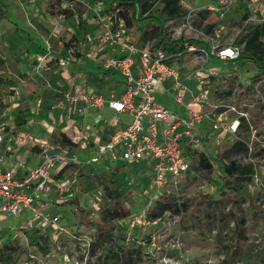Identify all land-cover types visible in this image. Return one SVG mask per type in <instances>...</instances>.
Returning a JSON list of instances; mask_svg holds the SVG:
<instances>
[{
    "label": "rangeland",
    "instance_id": "obj_1",
    "mask_svg": "<svg viewBox=\"0 0 264 264\" xmlns=\"http://www.w3.org/2000/svg\"><path fill=\"white\" fill-rule=\"evenodd\" d=\"M163 1L0 0V126L12 137L29 125L36 126V116L49 115L50 107L61 98L68 75L81 82L87 78L85 83L103 95L117 85L113 74L101 79L103 71L93 61H72L67 68L59 64L64 50L86 42L96 30L94 15L84 4L99 2L106 12L117 10V16L120 10L131 20L126 26L138 44L164 47V43L177 41L176 47L193 43L209 52L212 46L235 47L240 57L225 61L213 53L200 58L184 56L174 62L191 89H196L195 81L208 82L211 106L206 114H212L211 119L220 126L191 154L193 158L203 155L210 169L198 171L194 159L186 175L158 194L170 202L169 212L155 221L147 218L158 199L149 193L146 176L137 164L112 162L93 176L70 166L59 176L69 187L65 201L56 205L55 191L50 195L53 206L49 213L60 216L56 229L50 232L36 230L31 222L26 225L25 212L19 217L0 213V264H128L127 258L133 264H264V67L254 66L243 54L250 38L264 42V0H235L224 16L208 8L211 0H180L181 14L176 18L167 15ZM132 3L135 19H131ZM64 9H72L74 16L65 18L61 15ZM40 16L48 24L38 23ZM30 48L38 52L32 58ZM20 62L28 65L24 73L18 70ZM27 80L36 85L35 93L25 86ZM170 84L163 82L155 99L184 115L171 95ZM93 112L98 118L111 114ZM122 119L128 120L126 116ZM48 123V116L41 119L43 126ZM232 124L237 126L235 132L229 131ZM237 140H247V152L229 158L251 163L254 175L246 186L234 190L228 185L232 179L225 175L224 166L228 161L225 154ZM114 207L122 218L111 217ZM101 224L106 230L100 229L96 239ZM49 233L50 239L39 240ZM244 235L249 241L244 240L243 248L236 240Z\"/></svg>",
    "mask_w": 264,
    "mask_h": 264
},
{
    "label": "built area",
    "instance_id": "obj_2",
    "mask_svg": "<svg viewBox=\"0 0 264 264\" xmlns=\"http://www.w3.org/2000/svg\"><path fill=\"white\" fill-rule=\"evenodd\" d=\"M234 3L235 0H215L208 8L224 16ZM84 5L94 15L96 30L86 42L68 47L59 64L67 68L72 61H93L101 71L120 79L122 91L119 96L115 92L104 96L89 87L87 79L81 82L79 77L70 76L58 103L49 109V123L42 136H34L35 126L29 125L12 137L17 145L37 148L40 161L21 176L16 168L0 164V213L19 217L25 212L26 225L31 222L37 229H56L60 221L57 212L49 213L53 206L50 195L55 191L56 205L65 201L69 187L59 176L67 166L93 176L112 162L137 164L153 196L186 175L191 169L192 152L199 151L204 139L218 132L220 125L213 122L208 132L202 131L206 108L211 106L208 82L198 80L194 83L196 89H191L174 62L184 56L200 58L213 53L225 61L239 58L235 47L212 46L209 52L193 43L171 50L138 44L117 10L106 12L99 2ZM184 26L188 27L187 21ZM165 80L172 81L171 95L184 115L156 101L155 92ZM105 108L111 111L109 118H98L93 112ZM57 111L58 117L54 115ZM233 124L230 132L236 130ZM0 129L2 146L5 136L4 128ZM60 138L65 139V144ZM91 197L89 201L95 205Z\"/></svg>",
    "mask_w": 264,
    "mask_h": 264
},
{
    "label": "trees",
    "instance_id": "obj_3",
    "mask_svg": "<svg viewBox=\"0 0 264 264\" xmlns=\"http://www.w3.org/2000/svg\"><path fill=\"white\" fill-rule=\"evenodd\" d=\"M164 11L167 13L168 16H171L173 18L179 17L181 14L180 8L181 6L179 5L180 0H164ZM133 5V14L131 16V19H135L136 18V6L134 5V3H132ZM146 2H143L141 4V7H145ZM61 15H63L65 18L69 19L72 18L74 16V11L72 9H64L61 12ZM119 16L120 17H124L123 13L120 12L119 10ZM82 17V14L79 13L78 14V18L80 19ZM125 18V17H124ZM126 20V18H125ZM80 22V21H79ZM126 24L128 26L131 25V20H126ZM178 45L177 41H173L171 43H164V48L167 50H171L174 47H176ZM243 54L246 55L252 62V64L254 66H258V67H264V66H260L259 63H264V42H254L253 38H250L249 40H247V42L244 44L243 47ZM240 58V57H239ZM99 68V67H98ZM264 69V68H262ZM108 73L102 72V77L101 79L104 80V75H106ZM113 78H115L116 84L114 87H112V89L109 91L110 92H115L117 96L120 95L121 91H122V84L120 79L115 75ZM25 86L28 88L29 91H31V93H35L37 90L36 85H34L32 82H26ZM97 92H99V90H96ZM230 91V90H229ZM231 92V91H230ZM229 92V93H230ZM101 93V92H99ZM102 94V93H101ZM103 95V94H102ZM109 94H104V96H108ZM248 139V137H247ZM63 144H65L63 138L59 139ZM247 140H237L236 142H234V144L230 147V149L226 152L225 157L228 159L227 163L224 166V173L226 176H228L230 179L228 182V185H230V187L234 190H239L242 187L246 186L252 176L254 175V166L251 163H241L239 161L230 159V155L232 154H243L247 152V146L246 144ZM195 159V160H194ZM194 162L197 160L196 166H197V170L198 171H203L204 169H206L207 171L210 169V166L207 165V163L204 160V156L200 155V157H196L193 158ZM126 164H122V166H125ZM131 165V164H130ZM70 166H67L66 169H69ZM145 185L148 188V182H145ZM162 198V199H160ZM157 202L155 203V205L151 208V211L147 214V218L150 221H155L158 218H161L162 216H164L167 212H169L172 208L170 202L167 201V199L165 197H163V194L157 195ZM111 217L112 218H122L123 214L122 212L118 211L115 207L111 210ZM85 219V212L83 210H81V220L84 221ZM37 230V228H35ZM51 228L49 227V231ZM100 229H105V226H103L102 224L98 226V233L96 235V239L100 238ZM106 230V229H105ZM46 237V238H44ZM43 236L39 237V240H43V239H50V233L46 234ZM244 240L249 241V238L244 235L243 239H237L236 242L239 244V246H242L243 248L244 246ZM93 244H96L95 242H93ZM35 245L37 247H39V241L37 240L35 242ZM94 246V245H93ZM6 248V246L4 247V249ZM124 250V249H123ZM246 249H244V252H246ZM93 247L91 249H88L87 254L90 256L93 255ZM128 259V264H133L134 260L132 259Z\"/></svg>",
    "mask_w": 264,
    "mask_h": 264
},
{
    "label": "crops",
    "instance_id": "obj_4",
    "mask_svg": "<svg viewBox=\"0 0 264 264\" xmlns=\"http://www.w3.org/2000/svg\"><path fill=\"white\" fill-rule=\"evenodd\" d=\"M214 2H215V0L209 1L208 6L214 4ZM45 20L46 19H44L43 16H40V17H38V20H36V21H38V23H44V22L47 23ZM28 51H29L28 56H30V58H32V56H35V54L38 53L35 50H33L32 48L28 49ZM62 54H65V50L63 51ZM23 61L27 62L26 60H23ZM22 62L19 63L18 70L19 71L23 70L22 73H24V70L27 71L28 65L26 63H22ZM85 73L88 74V72H85ZM64 75H66V74H64ZM70 76H72V75L67 76V80H68V77H70ZM181 77H182V79H186V77H183V76H181ZM27 82H33V81L27 80ZM164 82H172V81L171 80H165ZM65 83L67 84L68 81ZM102 110H106L107 113H111V111H109L107 108L102 109ZM94 114L95 113H93L92 115H94ZM104 114L105 113H103L102 116H105ZM54 115L58 117V116H60V112L57 111L56 113H54ZM47 116L49 118V115H46L45 117H47ZM211 116H212V114L210 115L208 113L206 118H204L202 125H201L202 131L208 132L211 129V125L215 121V120L211 119ZM45 117H42V116L39 117V115H38V116H36V118H34L36 120L35 122L37 123L35 126V132H33L34 136H37V137L42 136L43 131L45 130V126H43L41 124V119L44 120ZM0 128H1V126H0ZM4 136H5L4 143L2 144V146H0V164L3 168H16L17 169V170H15L16 173L21 176L26 171H28L29 169H32L34 166H36L39 163L40 157H39V151L37 148H31V146L29 144L24 145V146H20V145L15 144L14 140L12 139L11 132H7V133L4 132ZM2 216H0V219H2Z\"/></svg>",
    "mask_w": 264,
    "mask_h": 264
}]
</instances>
